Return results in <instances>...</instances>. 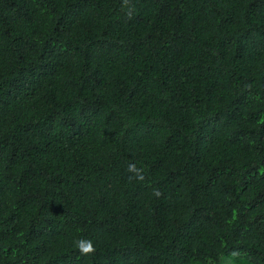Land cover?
Wrapping results in <instances>:
<instances>
[{"label": "trees", "instance_id": "obj_1", "mask_svg": "<svg viewBox=\"0 0 264 264\" xmlns=\"http://www.w3.org/2000/svg\"><path fill=\"white\" fill-rule=\"evenodd\" d=\"M0 264H264V0H0Z\"/></svg>", "mask_w": 264, "mask_h": 264}, {"label": "clouds", "instance_id": "obj_2", "mask_svg": "<svg viewBox=\"0 0 264 264\" xmlns=\"http://www.w3.org/2000/svg\"><path fill=\"white\" fill-rule=\"evenodd\" d=\"M124 3H125V5H127L128 0H124ZM127 14L130 16L131 12H129ZM128 171L137 173L135 178L138 179V180H143L144 177L142 175V170L137 169L135 167V165H131L130 164L129 167H128ZM132 178L133 177H129L130 180ZM156 194L159 195L158 192ZM74 246L78 249L80 254L83 255V256H88V255L94 254L95 251H96L94 244L90 240H87V241H85V240H77V241L74 242Z\"/></svg>", "mask_w": 264, "mask_h": 264}]
</instances>
